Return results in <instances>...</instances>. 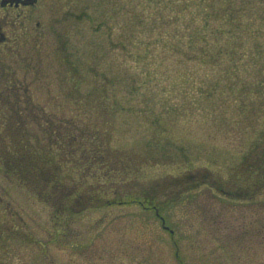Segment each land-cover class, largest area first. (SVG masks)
I'll use <instances>...</instances> for the list:
<instances>
[{"label": "rangeland", "instance_id": "obj_1", "mask_svg": "<svg viewBox=\"0 0 264 264\" xmlns=\"http://www.w3.org/2000/svg\"><path fill=\"white\" fill-rule=\"evenodd\" d=\"M42 3L35 103L99 134L121 181L61 240L0 155V264H264V196H223L247 190L264 154V0ZM198 26L214 33L212 64L146 55Z\"/></svg>", "mask_w": 264, "mask_h": 264}, {"label": "trees", "instance_id": "obj_2", "mask_svg": "<svg viewBox=\"0 0 264 264\" xmlns=\"http://www.w3.org/2000/svg\"><path fill=\"white\" fill-rule=\"evenodd\" d=\"M196 17L195 14L191 15L190 23L193 24ZM209 18L204 17L207 20ZM204 19L199 16L200 23ZM213 34L199 26L194 30L189 28L185 30L183 38L164 43L163 48L148 46L146 55L161 57L162 52L167 51L163 62L169 60L182 64L184 61L181 57L187 62H195L204 55L212 64L214 55L210 43ZM183 39L184 42L181 41ZM160 65L156 66L157 70ZM12 99L0 96V155L5 170L9 178L16 179L20 186L52 209V221L55 223L52 235L72 241V238H78L72 228L76 222L75 216L82 211L96 210L112 203L106 198L114 191L111 184L121 181L120 165L110 159L99 134L81 131L83 128L80 130L74 121L49 114L41 104L35 103L33 96L16 95ZM55 151L61 154V159L57 161L54 160ZM69 166L80 169L76 178L72 174H64ZM254 166H258L254 171L257 178L253 176L251 180L255 181L254 184L262 185V189L251 191L252 188L247 187V190H238L251 201L256 200L253 194L261 192L257 199L264 196V154L252 164V168ZM251 183L245 184L253 185ZM56 238L53 240L51 237L49 242L56 241Z\"/></svg>", "mask_w": 264, "mask_h": 264}, {"label": "flooded vegetation", "instance_id": "obj_3", "mask_svg": "<svg viewBox=\"0 0 264 264\" xmlns=\"http://www.w3.org/2000/svg\"><path fill=\"white\" fill-rule=\"evenodd\" d=\"M42 4V0H0V96H7L9 100L16 95L31 97L38 93L34 88L39 80L37 56L50 33L48 21L45 23L42 19ZM22 18L23 22L19 21ZM29 36V47H22ZM11 40L16 42L12 45ZM3 45L12 46L1 53ZM252 186L257 191L262 189L258 184L248 188Z\"/></svg>", "mask_w": 264, "mask_h": 264}]
</instances>
